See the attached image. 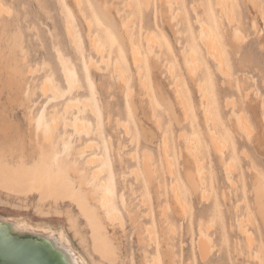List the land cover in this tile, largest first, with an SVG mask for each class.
Returning a JSON list of instances; mask_svg holds the SVG:
<instances>
[{
	"label": "rangeland",
	"instance_id": "374dc122",
	"mask_svg": "<svg viewBox=\"0 0 264 264\" xmlns=\"http://www.w3.org/2000/svg\"><path fill=\"white\" fill-rule=\"evenodd\" d=\"M105 1L81 0V3L87 16L97 25L98 36L102 38L109 35L110 43L107 47L118 52L124 51L122 41H125L128 46V52L125 49L127 61L132 71H130L132 76L130 84L120 86L113 78L108 77L106 71H103L104 64L101 65L100 71L96 69L95 73L88 75L98 90V93L93 91L97 109L102 112L107 107H112L114 110V114L110 115L108 121L106 118V121L102 120V137L92 136L100 145L104 142L111 148L106 153L109 159L107 176H110L115 183L112 193L116 198V204L112 202L111 205L120 213L123 224L122 228L119 221L109 225L107 223L105 233L116 254L112 264H151L152 261L156 264H264V225L258 213L255 193V189L260 186L261 203H258V206L262 204L264 207V0H255V7H252L249 2L234 0L237 7L233 13L234 22L231 26L219 12L216 0H178V5L175 2L171 4L170 14L178 10L177 17L182 20V23L175 25V21L172 20L170 25H174L173 27L167 21L170 16L167 6L159 0H147V6L138 0H131L136 7V24L141 23L142 30L149 26L155 32L162 49L167 51L172 60L179 65L182 73L185 69L181 52L185 49V44L175 35V29L184 27L187 35L191 36L198 45L196 39L198 27L195 23L198 19H204L203 12L211 6L212 8L208 11L214 14L212 19L217 25L215 29L222 35L225 43L231 39L234 29L241 34L242 37L238 43L233 41L236 47H239V51L236 50L235 53L241 61L230 63V66L235 77H246L248 82L243 85L233 83L231 86L221 87V82L212 76L209 83L210 93L215 94L213 100L218 106V119L224 122L231 133L228 139L229 152L226 150L223 154L218 153L212 145L210 132L214 130L209 123L205 122L204 106L199 100V92L195 85H191L186 75H184V88L191 119L184 121L180 108L175 105L176 115L182 126L175 125L167 104L158 99L162 91H168L172 95L169 82L163 73L164 69H154L147 80L149 91L155 100V109L159 110L155 114L151 112L147 90L139 91L136 85L135 70L129 57V41L124 35L121 20L114 11L115 5L117 8L121 7V5L118 6L120 0H112L115 4L111 5L112 8L108 7ZM0 6L2 7L0 139H13L14 143L22 140L23 146L28 148L27 114L32 109L31 113L40 119L43 109L55 104L48 103L47 96L39 91L41 76L45 73L54 77L62 76L63 66L57 61L58 56L62 55L65 61L72 63L80 76L78 80L86 85L87 60L94 58L93 60L97 61L98 57L90 45L85 22L77 13L73 0H0ZM95 17L104 25V28L96 23ZM67 26L73 28V37L67 35ZM225 48L229 52L230 48L228 46ZM198 51L203 55L204 65L212 71V61L201 49ZM21 55H26L24 62L17 61ZM142 56L150 67L148 54L142 52ZM229 58H231L230 55ZM15 65H18L19 74L15 73ZM27 68L37 69L38 72H34L29 77L25 74ZM90 68L93 70L95 67H89V71ZM23 73L25 82L20 84ZM155 75L158 77L157 83H154ZM61 86L65 89V85ZM128 87L132 88L133 100L137 107L135 111L127 95ZM76 92L65 95L59 102L82 94V92ZM171 101L175 103L173 97ZM28 106L30 108H27ZM42 106H44L43 109ZM71 114L76 115L75 108L68 113L69 116H66L70 118ZM156 114L161 117L160 122H155ZM232 114L241 116V126L237 125ZM113 117L127 123L130 132L124 134L122 128H115L117 120L115 118L113 121ZM88 118L91 124H95L92 116ZM238 126L242 128L239 129ZM249 128V132H246ZM66 130L72 133L74 140L79 137L82 138L81 141L85 139L83 135L78 136L70 129ZM250 131H252L251 134ZM247 134L250 136L248 137ZM108 138L111 139V143ZM190 138L195 140L192 141ZM186 139L187 141H184ZM232 141L234 146L231 145ZM163 142L168 148L165 152L162 150ZM185 142L192 146L199 143L197 156L201 159L204 182L202 185L199 181V189L196 192L192 190L186 179L185 170L187 167L193 169V165L188 153H184ZM124 145L126 149L123 148ZM61 149L60 145L59 150ZM144 150L150 152L153 157L152 162L156 173L155 181L152 180V182L146 179L141 169ZM124 152L128 153L129 157L125 159L122 166H119L116 164L115 156L122 155ZM166 158L170 160L172 175L167 172L166 160L164 161ZM231 161L233 166L226 173L224 165ZM132 169H135L138 180L131 173ZM227 176L233 183L227 180ZM127 181L128 185L130 184L128 188H126ZM172 185L177 187L184 199L186 209L184 208L182 213L173 201ZM203 191L207 195L202 198ZM120 196L126 203L128 202L130 206L128 211L130 215H134L133 218L126 215L127 212L119 201ZM140 199L145 203L144 205L141 204ZM36 200L34 199V203ZM28 201L27 198L19 199L0 192V216L14 221L12 225L18 227L16 231L31 233L32 242L29 243V250L31 249V253L37 258L38 264L43 259L41 254L47 252L44 247H49L47 244H42V242L45 243L44 239H55L67 247L73 246L77 255H80L87 264H110L107 261L102 262L92 251L90 233L81 217L77 218L76 223L79 235L73 237L71 232L65 231L59 217L40 216L34 210H25ZM61 206H63L62 203ZM48 207L44 206L45 211ZM70 209L73 213H77L73 206ZM143 212L148 213L149 216H145L146 213ZM247 217L251 223L248 222ZM241 219L247 220L243 227L245 232L251 234V244L239 232ZM205 228L210 229L205 232ZM145 229L149 232H145ZM141 236L143 241H140ZM201 236L210 239L207 244L209 256L206 260H200L198 252L197 242ZM22 238V236L18 237L17 245L20 246L17 247L18 250L24 246L21 243ZM36 243L39 244L38 247Z\"/></svg>",
	"mask_w": 264,
	"mask_h": 264
},
{
	"label": "bare ground",
	"instance_id": "6f19581e",
	"mask_svg": "<svg viewBox=\"0 0 264 264\" xmlns=\"http://www.w3.org/2000/svg\"><path fill=\"white\" fill-rule=\"evenodd\" d=\"M138 1L145 6L148 5L147 0ZM159 1L167 6V12L169 14L170 8L172 10L171 4L175 2L178 5V0ZM216 1V5L219 6V12L225 17L228 25H233V13L237 7L234 0ZM242 1L249 2L252 7L256 6L255 0ZM73 3L76 7L77 13L85 22V26L88 31V40L95 55L98 57V60L94 61V58H89L87 60L86 85H83L82 82L78 80L80 76L77 74L72 63L65 61L62 55H59L57 60L63 66L62 76L54 77L47 75V73L41 76L40 83L38 82L39 91L42 95L47 96L48 103L54 102L55 104L49 105L47 108L42 106V109H44L42 111L43 115H41L40 119H37L38 116H34V114L31 113L32 109L27 114V136L29 139L28 148L23 146L22 140L18 143H14L13 139H0V192L16 196L19 199L27 198L29 201L25 206V210H34V212L38 213L40 216L59 217L65 231L71 232L73 237L79 235L76 223L78 222L77 218L81 217L90 233L89 239L92 251L101 259L102 262L107 261L112 264L116 259V254L113 246L106 236V228L109 224H112L115 221H119L122 228L123 224L120 213L117 212V210H115L111 205L112 202L116 204V198L112 193L115 183L110 176H107V163L109 162V159L106 157V153L107 150L111 148H109L104 142L100 145L99 142L92 138V136L96 135L99 138L102 137V120H105L106 118L108 121L110 115L114 114V110L112 107H107L102 112L97 109L93 91L94 93H98V90L96 89L95 84L88 78V75L95 73L96 69L100 71L102 69L101 65L104 64L105 70L103 71H106L108 77L113 78V80L120 86L130 82L132 79V71L127 61L125 49L128 52V46L125 44V41H122L124 51L121 50L118 52V50L116 51L111 47H107V44L110 43L109 35L102 38L99 37L96 31L97 25L94 24L93 20L88 17L86 12L83 10L81 0H73ZM105 3L110 8L115 5L112 0H106ZM111 5L113 6L111 7ZM120 5L121 7L119 8L115 5L116 8L114 11L120 18L124 35L129 41V57H131V63L136 74V85L138 86L139 91L147 90V97H149L148 104L151 107V112L155 114L156 111L159 110L155 109V100H153V97L151 96L147 80L154 69H164L163 73H165L169 82V89L172 91V95H170L168 91H162L160 92L158 99H160V101L164 104H167L175 125L179 127L182 126L181 122L177 118L175 105L180 108L184 121L191 119L189 103L184 88V75H186L191 85H195L197 91L199 92V100L203 102L204 106L203 117L205 122L209 123L214 130V132H210L214 149L220 154H223V151L226 152V150L229 152L228 139L231 137L230 129L225 126L223 121L218 119V106L216 101L213 100L215 94L213 95L210 93L209 83L211 82L210 77L212 76L214 79L221 82V87L231 86L233 83L243 85L248 82L246 77H235V75L231 72L230 66V63H240L241 61V59L236 57L235 53L236 50L239 51V47H236V44L233 42L235 41L238 43L240 37H242L241 34L234 29L230 37L231 39H228L227 43H225L222 35L215 29L217 25L212 19L214 14L208 11L212 8L211 6L203 12L204 19L196 20L195 25L198 27L196 39L198 45L195 44L191 36L187 35L184 27L175 29V35L182 40V43L185 44V49L181 52V58L185 69V72L182 73L179 65L172 60L167 51L162 49L155 32L149 26H146L144 30H142V24H136V7L132 1L120 0L118 6ZM1 15L2 7L0 6V16ZM178 15V10H174L172 14H170L167 20L169 21V25L172 20L175 21V25L176 23L177 25L182 23V20L177 17ZM95 19L96 23L101 28H104V25L98 20V18L95 17ZM170 26L173 27L174 25ZM66 30L69 37L74 36L73 28L71 26H67ZM73 40L76 41V39ZM226 46L230 48L229 52H227L225 48ZM198 49H201L205 56L212 61V71L204 65L203 55L199 54ZM142 52L148 54L150 67H148L147 63L143 60ZM229 55L231 58H229ZM25 58L26 55H21L17 61L24 62ZM89 67L95 68L93 70L90 68L89 71ZM17 69L18 65H15V73L19 74ZM36 70L37 69L27 68L25 74L30 77L34 74V72H38ZM25 74L23 73L22 76L20 75L22 77L20 84L25 82ZM154 80H156L154 83L158 82V77L156 75L154 76ZM114 81L112 83H114ZM62 84L65 85V89H62ZM73 91H75V93H77L76 91H79L82 92V94L79 95V97L77 96L66 99L61 103L59 102L62 97L71 94ZM144 94L146 95V93ZM144 94H142V96ZM127 95L128 98L131 99V104L133 105V109L135 111L137 107L135 106V102L133 100L132 88L128 87ZM171 97H173L175 103L171 101ZM110 99L112 98L110 97ZM140 101L142 102L141 98ZM59 105H61L60 108ZM27 108H30V106ZM74 108L76 109V115L71 114L70 118H68L66 115H68V113ZM60 110H62V112ZM45 116H47V118H45ZM89 116L94 118L95 124H91L89 122ZM115 118L116 120L118 119L117 117ZM160 118V116H157L155 118V122H160ZM234 119L236 120L237 125L241 126V116L237 114L234 116ZM117 127L122 128L124 134L130 132L128 124L121 122L120 120H117L115 123V128ZM241 128L242 127H239V129ZM66 129H70L78 136L83 135L85 139L81 141L82 138L79 137L77 140H74L72 133H68ZM248 130H250V128L247 129L246 132H249ZM112 131H114V129ZM251 133L252 131H250V134ZM247 136L249 137L250 135L247 134ZM190 139H192V141L195 140L193 138ZM110 140L111 139L108 138V141ZM163 141H165V139ZM184 141H187V139ZM189 142L191 141L189 140ZM110 143L108 144L110 145ZM184 144L186 145H184V153H188L193 165V169L189 167L186 168V179L188 180L192 190L196 192L199 189L200 183L202 184L204 182L202 177L203 171L201 170V159L197 156L199 153V143L197 142L196 145L194 142L193 144H195V146L188 144V142H185ZM60 145L62 148L61 150H59ZM231 145L234 146L233 141L231 142ZM118 146H120V144ZM123 148L126 149V146L124 145ZM167 149V146L163 142L162 150L165 152ZM98 150L99 152H97ZM128 157V153L125 152L122 155H116V164L122 166L123 162L125 159H128ZM135 160L137 161V159ZM152 160V154L144 150L141 159V169L143 175L149 182H152V180L155 179L154 174L156 173ZM165 160L167 172L169 175H172L173 172L170 160L168 158L164 159V161ZM232 166V161L226 163L224 165L225 172H229V169H231ZM131 173L135 176L136 180L139 179L135 169H132ZM227 180H229L228 176ZM199 181L201 182L199 183ZM229 182L233 183L232 180H229ZM129 185L127 181L126 188H128ZM159 186L160 185H158V187ZM171 191L173 192V201L180 213H182L186 209L184 199L175 185L171 186ZM255 193L258 213L261 215L264 225V207L262 204L258 206V203H261L260 186L255 189ZM206 195L207 194H205L204 191L201 193L202 198ZM120 197L121 199L119 201L121 205L124 206V209L127 212L126 215L133 218L134 215H130L131 213L128 211L130 208L127 204L128 202L126 203L123 197ZM34 199H37L35 203ZM141 199V204L144 205L145 203ZM29 202H31V204ZM61 203L63 206H61ZM44 206H49L47 211H45ZM71 206L77 210V213H73V210H71L72 208L70 209ZM147 214L148 213H146L145 216H149ZM246 219H248V217ZM249 220L250 219H248V222H250ZM245 221L243 219L239 220V232H241L246 241L251 244V234L245 232L243 227L245 226ZM16 228L18 227L11 225V230L16 231ZM208 230L206 228L204 229L205 232H208ZM16 232H18V237H23L24 232L22 230H18ZM145 232H149V230L145 229ZM141 240L143 241L142 236L140 237V241ZM209 240L210 239L208 237L201 236L197 242L200 260H206L209 256L207 245ZM44 241L45 243L41 241L42 244H47L49 247H44L47 252L41 254V256L43 255V259L40 264H87L80 255H77L73 246L67 247L55 239H44ZM17 247L20 246L17 245ZM31 252L32 251L30 249L29 255L24 258L25 262L27 264H38L37 258H35ZM5 263L6 261L3 259L1 264ZM151 264L156 263L152 261Z\"/></svg>",
	"mask_w": 264,
	"mask_h": 264
},
{
	"label": "water",
	"instance_id": "95a60500",
	"mask_svg": "<svg viewBox=\"0 0 264 264\" xmlns=\"http://www.w3.org/2000/svg\"><path fill=\"white\" fill-rule=\"evenodd\" d=\"M12 223L15 222L0 216V264L3 259L6 261L5 264H27L24 258L29 255V243L32 242L31 233H24L21 239L24 246L18 251V232L11 230ZM35 245L39 246L38 243Z\"/></svg>",
	"mask_w": 264,
	"mask_h": 264
}]
</instances>
